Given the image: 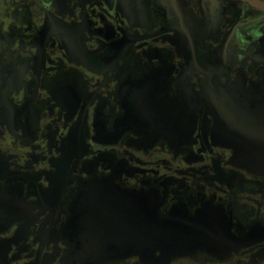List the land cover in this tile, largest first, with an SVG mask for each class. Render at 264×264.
Returning <instances> with one entry per match:
<instances>
[{"label": "flooded vegetation", "instance_id": "af4514ba", "mask_svg": "<svg viewBox=\"0 0 264 264\" xmlns=\"http://www.w3.org/2000/svg\"><path fill=\"white\" fill-rule=\"evenodd\" d=\"M243 110L264 0H0V264H264ZM144 209L186 251H144Z\"/></svg>", "mask_w": 264, "mask_h": 264}, {"label": "water", "instance_id": "95a60500", "mask_svg": "<svg viewBox=\"0 0 264 264\" xmlns=\"http://www.w3.org/2000/svg\"><path fill=\"white\" fill-rule=\"evenodd\" d=\"M223 116L219 119L220 142L234 150V159L241 167L252 173L264 175V110H243L237 117L227 113ZM143 217L144 251L160 247L167 250L170 255H179L186 251L184 235L171 230L169 225L152 220L145 209Z\"/></svg>", "mask_w": 264, "mask_h": 264}]
</instances>
